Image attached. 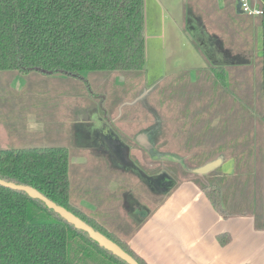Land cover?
<instances>
[{
  "label": "trees",
  "instance_id": "obj_1",
  "mask_svg": "<svg viewBox=\"0 0 264 264\" xmlns=\"http://www.w3.org/2000/svg\"><path fill=\"white\" fill-rule=\"evenodd\" d=\"M144 52V0H0V71L78 79L85 73H141ZM255 67H212L197 71L194 82L182 72L158 85L170 86L158 91L162 94L158 104L170 99L168 105H176L173 123L178 127L171 138L189 162L202 166L228 149L239 159L259 148L254 136L263 127L264 57L256 60ZM216 115L219 120L214 126ZM220 141L227 148L215 147ZM175 166L179 165L160 163L154 170L165 168L182 179ZM68 167L69 153L63 147L0 149L1 180L36 189L139 264H146L126 241L97 223L101 214L94 216L95 210L87 216L70 202ZM117 180L115 194L124 184L131 186L124 178ZM200 186L219 210L217 188L212 183ZM140 189L146 191L142 185ZM123 200L120 197L112 204L104 198V212ZM124 231L130 236L133 228L124 225ZM0 264L127 263L42 201L0 185Z\"/></svg>",
  "mask_w": 264,
  "mask_h": 264
},
{
  "label": "crops",
  "instance_id": "obj_2",
  "mask_svg": "<svg viewBox=\"0 0 264 264\" xmlns=\"http://www.w3.org/2000/svg\"><path fill=\"white\" fill-rule=\"evenodd\" d=\"M189 1L193 7H199L198 12L192 10L193 21L197 22L195 26L188 30L172 16L167 27L160 25L151 35L158 38L165 34L175 38L176 31L180 35L184 32L195 43L200 58L195 61L196 66L193 68L194 72L190 73V80L195 81L197 71L212 67L237 69L251 66L255 69L256 60L264 57V13L261 16H247L238 12L237 0ZM246 1L264 12V0ZM153 2L158 7L166 4L172 15V0ZM147 6L144 0V31ZM149 50L152 53L151 48ZM179 72L165 77V80ZM85 74L81 78L83 81ZM119 74L114 72L113 75L115 82L122 85L125 78ZM68 97L69 101L71 98L75 101V95ZM85 100L81 110L78 111L76 103H73L67 109H62L65 113L58 117L61 121L60 128H64L63 132L68 135L69 142H72L66 147L70 154L69 161L71 163L74 159L85 164L92 159V162H98L99 156L91 151H105L109 157L107 163H104V166L110 168L108 173L124 175L126 180L136 177L142 183L140 185L152 193L143 195L144 198L140 200H136L135 196H127L118 206L120 219L133 228L128 246L146 264H264V115L263 127L254 136V142L259 148L256 146L255 151L253 150V157L248 156L249 151L239 159L231 149L220 151L214 159L207 162L213 163L212 170L204 175H196V182L192 178L177 184L172 176L163 171L151 176L155 179L165 173L159 182L153 180L157 186L153 188L147 180L141 178L142 169L132 155L136 153L137 156L138 150L144 149V145L150 149L157 147L160 141L154 136L156 124L138 130L136 124H133L129 126L131 129L128 132V128L120 129L121 121L118 129L104 120L96 99L86 95ZM114 116L116 119L120 118L118 115ZM133 117L134 115L125 118L133 123ZM77 120L82 123L79 129L76 128ZM218 120L219 115H216L214 126ZM77 137L83 143L78 147L75 144ZM222 143L220 141L218 145L216 142L215 147ZM221 146L227 148L225 143ZM81 148H84L81 150L83 153L80 151L75 156L74 152ZM172 148L174 149V144ZM85 151H88L87 154L90 151L93 157L89 155V159L85 158ZM167 152L163 151L162 154L172 156ZM115 177L104 180V197L118 187L119 182ZM169 183L170 186L166 187ZM200 183H212L217 188L219 210L214 208ZM153 197L160 200L150 208V203L144 202V199L151 202ZM93 207L92 203L86 205L89 210Z\"/></svg>",
  "mask_w": 264,
  "mask_h": 264
},
{
  "label": "rangeland",
  "instance_id": "obj_3",
  "mask_svg": "<svg viewBox=\"0 0 264 264\" xmlns=\"http://www.w3.org/2000/svg\"><path fill=\"white\" fill-rule=\"evenodd\" d=\"M146 4L148 6L145 10L144 68L141 73H120L119 75H123L125 78L122 85L115 82L114 73L106 72L87 73L84 75L86 82L85 79L83 81L61 74L44 75L30 72L22 75L14 71H0V149L68 147L69 143L72 144V142H69L68 135L63 132L64 128L59 126L61 125L59 118L65 113L62 109H67L76 103L78 111L81 110L80 107L84 106L86 95H88L96 99L98 109L104 120L111 122L116 128L121 121L120 129L128 128V132L133 124H136L137 130L156 124L157 131L154 136L158 142L164 143L159 150L170 151L167 153L179 159L182 168L187 171L184 170V177L195 179L193 169L197 168V165L188 161L186 152L179 151L175 147L172 148L174 140L171 138V134L178 127L176 123H173L176 117V105H168L170 101L168 98L165 100L166 102L158 104V98L162 97L158 91L168 90L170 86L161 87L162 85L158 86V84L160 81H165V77L179 71L181 72L178 74L187 73L190 79V73L194 72L195 61L200 58V53L195 43L190 41L184 32L180 35L176 31L174 33L175 38L172 35L167 37L165 34L154 38L151 34L160 25L167 27L172 21V16L178 22L180 21V25L188 28V30L191 29V26L197 24L196 21H193L192 10L198 12L199 7H193L189 0H172L171 10L173 13L171 15L166 4L158 7L153 0H146ZM196 41L198 40L196 39ZM149 48H151L152 53L149 52ZM200 48L203 51V48ZM192 80L190 82H194ZM69 95H75V101L72 98L69 101ZM114 115H118L120 118L116 119ZM132 115H134L133 123L132 120L125 118L132 117ZM81 125V121L77 120L76 128L79 129ZM77 133L79 136V131ZM75 144L78 147L79 144L83 143L77 137ZM168 147L170 150L167 149ZM81 150L84 148L76 150L74 155L76 156ZM81 153L83 152L81 151ZM87 153L88 151L84 152L85 158L88 157L89 159V155L93 157L90 151L89 154ZM91 153L99 156L98 162H92V159L85 164L74 159L71 160V163L69 161L70 202L84 211L87 216L92 215V212L96 210L94 216L101 214V218L98 217L96 220L97 223L110 231L118 240L128 243L130 232L124 231V225L126 226L128 223L122 218L120 219L119 203L106 210L109 216L106 215L107 212H104V198H106L104 197V180L113 176L117 178L126 177L107 172L110 168L104 166V163H107L109 157L105 151L92 150ZM137 153H142L145 158L141 168L144 170L151 169L153 161L149 164L150 159L144 155L143 151L138 150ZM134 154L136 156V153ZM250 156L253 157L251 154ZM142 172L144 171L142 170ZM164 174L156 176L154 180L159 182ZM183 180V178H176L177 184ZM127 181L131 184L129 188L124 184L120 187L118 194L114 193L118 187L114 192L108 194L109 203H115V199L120 197H124L125 200L127 196H135L137 197L136 200H140V198H144L143 195L148 196L146 191L140 189L142 183L139 182L138 178H128ZM129 189L132 193L129 192ZM159 200V198L153 197L151 202L149 199H144V202L150 203L149 207L151 208ZM87 203L94 205L93 211L86 208Z\"/></svg>",
  "mask_w": 264,
  "mask_h": 264
},
{
  "label": "water",
  "instance_id": "obj_4",
  "mask_svg": "<svg viewBox=\"0 0 264 264\" xmlns=\"http://www.w3.org/2000/svg\"><path fill=\"white\" fill-rule=\"evenodd\" d=\"M240 2H241V0H237V7L236 8H237L238 12H240V4H241ZM144 149L147 152L151 151V149L148 148L147 145L146 146L144 145ZM163 159L179 161V159H176V158L169 156V155L163 157ZM212 168H213L212 162L206 163L205 165H203L201 167H197V168L193 169V173L196 175H198V174L204 175V174H207L209 171H211ZM140 176L142 179H145L148 181L150 187H153V188L157 187L153 181L154 177L147 176L146 174H144V172H140ZM0 185L3 187H6V188L12 189V190L23 191L29 197L36 198V199L42 201L43 203H45V205L49 209H52L53 211H55L61 217L66 219L69 223L73 224L76 228L81 229L84 232H86L89 235V237L92 240H94L95 242H97L99 244V246H101L102 248L108 250L113 255L120 258L121 260H123L127 264H139L136 260H134L129 254H127L125 251H123L114 242H112L111 240L104 237L101 233L95 231L92 227H90L89 225L84 223L82 220H80L78 217H76L75 215H73L72 213L67 211L65 208L58 206L54 202L50 201L48 198L43 196L36 189L28 187V186L16 185L14 183L6 182V181L1 180V179H0ZM169 186H170V183L167 184L166 187H169Z\"/></svg>",
  "mask_w": 264,
  "mask_h": 264
},
{
  "label": "flooded vegetation",
  "instance_id": "obj_5",
  "mask_svg": "<svg viewBox=\"0 0 264 264\" xmlns=\"http://www.w3.org/2000/svg\"><path fill=\"white\" fill-rule=\"evenodd\" d=\"M141 151H143V153H144V155H146L147 157H149V159H150V162H149V164L151 163V161H153L152 162V164H151V169L149 168L148 170H153V171H155L157 168V165L158 164H165V163H175V164H177V165H179L178 167L177 166H175V167H177V168H175L176 169V171H177V176L178 177H180V178H183L184 176H183V172H184V168H182V164L179 162V161H174V160H166V159H163V157L165 156V154H162V152L163 151H161V150H159V148H157V147H154V149H151V151L150 152H147L145 149H140ZM139 150V151H140ZM133 156V159L136 161V163H138V165H139V167L141 168V165H142V163H143V161L145 162V158H144V156H142V153L139 155V156H135V155H132ZM177 159V158H176ZM144 165H146V164H144ZM142 169V168H141ZM155 169V170H154ZM143 171H144V173L146 174V175H149V176H154V175H156V174H159V173H161V172H166V173H168V174H170L175 180H176V176H174L171 172H169L167 169H161V170H159V171H155V172H153L152 174H148L147 173V171L146 170H144V169H142ZM186 171V170H185ZM187 172V171H186ZM193 176H194V178H196L197 176H196V174H193ZM196 180H197V178H196ZM146 190V189H145ZM146 193L148 194V195H150V194H152V193H149L148 192V190H146Z\"/></svg>",
  "mask_w": 264,
  "mask_h": 264
},
{
  "label": "built area",
  "instance_id": "obj_6",
  "mask_svg": "<svg viewBox=\"0 0 264 264\" xmlns=\"http://www.w3.org/2000/svg\"><path fill=\"white\" fill-rule=\"evenodd\" d=\"M240 3V11L247 16H261L264 13L262 9L253 6L246 0H241Z\"/></svg>",
  "mask_w": 264,
  "mask_h": 264
}]
</instances>
